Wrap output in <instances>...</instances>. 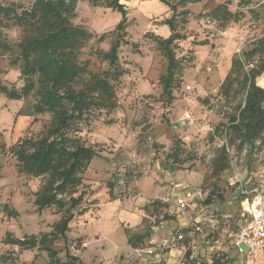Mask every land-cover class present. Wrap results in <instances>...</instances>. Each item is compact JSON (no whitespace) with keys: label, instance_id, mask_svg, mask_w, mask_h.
Wrapping results in <instances>:
<instances>
[{"label":"rangeland","instance_id":"rangeland-1","mask_svg":"<svg viewBox=\"0 0 264 264\" xmlns=\"http://www.w3.org/2000/svg\"><path fill=\"white\" fill-rule=\"evenodd\" d=\"M240 1L249 2L240 9L244 13L243 19L220 30L209 13L226 2H229L228 9L234 12ZM32 2L0 0V5L27 9ZM122 4L126 7L129 22L128 45L120 48L118 56L126 74L116 87V109L109 114L104 111L95 113L88 124L82 126L79 136L88 145L96 146L100 158L91 162L83 175V186L74 195L85 194L81 208H87V214L75 218L65 239L53 244L62 261L68 253L77 256L81 264H143L129 249L128 240L134 233L143 232L150 226V239L160 241L175 226L184 223L178 218L163 222V210L153 211L151 204L171 196L172 199L180 197L177 195L181 190L176 188L180 184L190 187L191 191L200 190L204 194V205L211 184L216 183L222 194L223 201L213 198L204 211L194 207L197 202L189 203L185 213L187 219L216 213L237 224L241 206L231 187L236 180L241 181L247 190H257L264 199V142H256L253 150L244 146L240 153L236 151L230 136L220 133L219 128L227 122L226 113L229 111L226 107L232 110L240 100L226 106L218 95L232 57L264 36V0H203L187 6V23L178 27L186 39L178 43L176 50L177 58L187 62L183 63L181 84L174 92L175 99L170 106L158 101V78L166 69L165 59L144 35L152 33L167 37L169 32L160 26V22L171 14L158 0H130ZM249 9L256 11L257 18ZM120 19L118 12L79 0L72 22L100 36L111 32ZM0 32L12 44L22 37L20 28L2 18ZM109 44L110 39L102 43L93 39L83 49L80 61L89 62L90 72L97 73L106 68L94 53L107 51ZM11 59L10 55L0 56V84L19 88L22 86L20 73L18 68L9 65ZM257 84L264 86V79H257ZM32 102V97L26 101H9L0 96V144L6 148L25 136L36 137L49 122L47 116H17L19 111L21 114L29 112ZM173 138L179 139L187 151L196 155L190 169L185 165L181 170L170 172L163 166ZM222 148L230 159V167L216 178L212 174L213 162ZM39 184V179H29L16 172V161L10 154L0 153V258L9 256L11 264H48L44 252H20L1 242L6 233L22 238L49 232L51 225L59 219L54 209L36 211L33 195ZM110 185L113 186L111 193ZM4 205L18 216L8 218ZM128 214L135 216L139 223H127ZM160 225L162 228L157 231L152 229ZM234 234L232 229L221 230L219 243H212L202 235H191L194 262L187 259L185 263L209 264L212 254L219 252L231 258L232 264H239ZM0 264H3L1 260Z\"/></svg>","mask_w":264,"mask_h":264},{"label":"trees","instance_id":"trees-1","mask_svg":"<svg viewBox=\"0 0 264 264\" xmlns=\"http://www.w3.org/2000/svg\"><path fill=\"white\" fill-rule=\"evenodd\" d=\"M79 0H33L29 8L20 6H1L0 18L11 21L22 30L21 39L10 43L0 32V56L10 55L13 59L9 65L18 68L22 86L7 87L0 84V96L9 101H26L32 97L30 111L17 116L38 117L47 116L49 122L42 127L36 137H23L12 146L6 148L0 144V153L10 154L16 161V172L29 179H39L38 190L34 193L33 204L37 212L54 209L59 219L51 225L49 232L24 235L16 238L6 233L1 242L4 245L22 251L44 252L48 264H81L79 258L66 253L65 260L59 258L53 244L65 239L70 223L87 214V208H81L84 193L74 196L83 186V175L91 162L100 158L96 146L88 145L79 135L82 126H86L95 113L104 111L109 114L117 107L116 87L126 71L119 63V50L128 45L127 10L122 2L130 0H87L93 7H103L121 15L120 21L111 32L95 36L81 26L73 24L76 17V6ZM170 17L161 21L160 26L167 28L169 35L162 37L147 33L144 35L156 46L165 59L166 69L158 78L160 95L158 101L165 106L174 102V92L180 87V74L183 70L182 60L177 58L178 43L186 37L178 31L179 26L187 23L189 5H196L203 0H158ZM248 1H240L236 11L228 9L229 2L216 6L209 13L224 30L229 23H238L244 13L240 10L246 7ZM254 18L257 13L251 10ZM95 39L102 43L110 39L107 51H96L94 55L106 65L97 73L89 70L88 61H80V55L86 45ZM133 47H135L133 45ZM1 74V70H0ZM264 79V36L254 41L250 48L235 54L230 63V69L218 89V95L226 106L240 100L232 110L226 107L227 122L220 127V133L230 136L231 143L240 153L244 146L254 149L256 142H264V86L257 84V79ZM163 163L170 172L181 170L185 165L190 169L196 160L192 151H187L182 142L172 139L169 152ZM230 159L224 148L221 149L213 162V176L218 178L229 169ZM111 193L113 186L110 185ZM232 193L237 192L233 185ZM213 198L223 201L222 194L216 183L211 184L205 205L206 210ZM244 196H238L241 202ZM153 211L163 210V222H173L175 216L168 213V205L163 200L153 201ZM8 218H16L18 214L3 206ZM208 215V214H207ZM216 219L213 228L196 224L186 227L175 226L174 235L184 236L180 243L185 248L186 260L191 256L193 235H205L204 239L219 243L221 230L237 231V224L231 218H223L216 213L208 215ZM154 225V223H153ZM205 229H207L205 231ZM192 235V236H191ZM150 226L143 232L134 233L129 240V247L135 251L143 249L151 240ZM81 241H78L80 245ZM9 256H2L3 264H11ZM192 263L194 262L193 258ZM209 264H232L233 260L224 253H214ZM164 264V263H162ZM208 264V263H204Z\"/></svg>","mask_w":264,"mask_h":264},{"label":"built area","instance_id":"built-area-1","mask_svg":"<svg viewBox=\"0 0 264 264\" xmlns=\"http://www.w3.org/2000/svg\"><path fill=\"white\" fill-rule=\"evenodd\" d=\"M233 185H237V192L234 196H244L239 202L241 211L237 222V231L234 234V247L239 264H264V199L258 194L257 190H247L244 184L236 180ZM176 188L181 190L182 197L164 198L163 203L168 205V213L175 216L176 220H185V213L189 208V200L202 202L204 194L200 190L191 191L186 185H178ZM200 206V205H198ZM201 210H205L200 207ZM216 219H211L206 213L202 214L199 221H187L180 227H186L191 223L196 224V231L200 230V226L206 225L213 228ZM162 226L153 227L157 230ZM205 235H202L204 237ZM184 236L181 234L174 235L172 232L160 240L151 239L147 246L143 249L135 250L134 253L139 261L143 264H162L169 252L184 246L180 243ZM185 251V250H184Z\"/></svg>","mask_w":264,"mask_h":264},{"label":"crops","instance_id":"crops-1","mask_svg":"<svg viewBox=\"0 0 264 264\" xmlns=\"http://www.w3.org/2000/svg\"><path fill=\"white\" fill-rule=\"evenodd\" d=\"M181 193H178V195L177 196H180L181 197ZM176 196V195H175ZM189 203L191 204V203H194V200H189ZM194 207H198L199 208V210H200V206H198V205H194ZM188 210V209H187ZM201 216H202V214H200V215H198L195 219H191V218H189V219H185L184 220V223H180V224H178V226H182V225H184L185 224V222H187V221H199L200 220V218H201ZM126 219V221H127V223H130V222H133V224L134 225H136L137 223H139V222H137V219L135 218V216H130L129 214H128V216L125 218ZM140 221H141V219H140ZM176 223V222H175ZM177 225V224H176ZM157 231V230H156ZM170 231V230H169ZM161 233V232H160ZM163 234V233H162ZM169 234H170V232H169ZM168 234V235H169ZM129 249H131L130 247H129ZM75 257H77V256H75ZM183 257H185V253H184V251L181 249V248H177V249H174V250H172L171 252H169L168 254H167V256H166V258H165V261H164V264H186L185 262L187 261L185 258H184V260H183ZM192 258H193V260H194V255H193V253L191 252V256L189 257V260H192Z\"/></svg>","mask_w":264,"mask_h":264}]
</instances>
